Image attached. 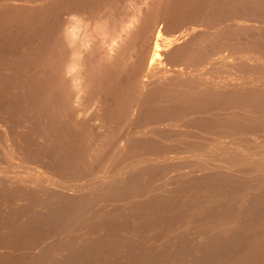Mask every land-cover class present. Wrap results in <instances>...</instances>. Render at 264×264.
Wrapping results in <instances>:
<instances>
[{
  "label": "bare ground",
  "instance_id": "bare-ground-1",
  "mask_svg": "<svg viewBox=\"0 0 264 264\" xmlns=\"http://www.w3.org/2000/svg\"><path fill=\"white\" fill-rule=\"evenodd\" d=\"M0 69V264H264V0H0Z\"/></svg>",
  "mask_w": 264,
  "mask_h": 264
},
{
  "label": "rangeland",
  "instance_id": "rangeland-1",
  "mask_svg": "<svg viewBox=\"0 0 264 264\" xmlns=\"http://www.w3.org/2000/svg\"><path fill=\"white\" fill-rule=\"evenodd\" d=\"M1 70V69H0ZM27 113V112H26ZM33 112H30V111H28V113L27 114H22V118L21 119H23L24 117L26 118V120H28L29 119V121L27 122V124L28 125H30V121H31V127H32V125H34L32 122H33V120H34V114H32ZM25 115V116H24ZM29 115L33 118V119H31V117L29 118ZM24 118V119H25ZM31 119V120H30ZM188 123H185V124H182V125H185V127H182V125L179 123V128H177V129H181V131H179V130H177L176 128V130L175 131H173L175 134H179L180 135V137L179 138H184L185 136V134L186 133H188V134H186L188 137H189V135H191V136H193V133L195 132V129H194V127L193 126H188L187 125ZM26 125V124H25ZM181 125V126H180ZM186 125H187V127H186ZM27 126V125H26ZM26 126L24 127V129L26 130ZM177 127V126H176ZM192 128V131H193V129H194V132H191V128ZM162 128H165V127H162ZM167 128V127H166ZM165 128V129H166ZM182 128H184L185 130H183V132H182ZM186 128H187V130H186ZM31 129V128H30ZM188 129H190L189 130V132L190 133H192V134H190L189 132H187L188 131ZM179 132V133H178ZM181 133H182V135H181ZM184 133V134H183ZM194 135H196L195 133H194ZM2 160V161H1ZM18 160H19V162H18ZM17 160V162L19 163V165H21L22 166V168L20 167V168H16V167H14L15 169H13V166L11 165V164H9V163H7V160H3V158H2V156H0V175L2 176V174L4 173V174H7V175H3L2 177H5V178H7L8 176L9 177H12V173H13V176L14 177H12L13 179H15V178H20V177H22V178H26L27 179V175H28V178H32V177H29V169H31V171H30V176H32V175H35V176H37V174H35L36 172L38 173V171H39V173H41V174H39V176L41 175L42 177L44 176V172H43V169H42V166H41V164L37 161V160H34V162L32 161V160H30V159H25V158H22L21 157V160L20 159H18ZM27 160V161H26ZM28 161H31V162H28ZM24 162V163H23ZM32 163V164H31ZM9 165V166H8ZM38 165H40V166H38ZM24 166V167H23ZM26 166V167H25ZM31 166V167H30ZM12 167V168H11ZM30 167V168H29ZM7 168H9V169H7ZM26 168L29 170H26ZM38 168H39V170H38ZM13 169V170H12ZM19 169V170H18ZM23 169H25V170H22ZM11 171V172H9V171ZM16 170V171H15ZM37 170V171H36ZM14 171V172H13ZM18 171V172H17ZM19 171H20V173H19ZM21 171H22V174L24 175V176H21ZM26 171H28V172H26ZM3 172V173H2ZM7 172V173H6ZM24 172V173H23ZM14 173H16V174H14ZM19 173V176L17 177V174ZM28 173V174H27ZM33 173V174H32ZM43 173V174H42ZM25 174H26V177H25ZM38 176V177H39ZM39 177V178H42V177Z\"/></svg>",
  "mask_w": 264,
  "mask_h": 264
}]
</instances>
